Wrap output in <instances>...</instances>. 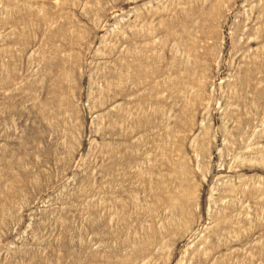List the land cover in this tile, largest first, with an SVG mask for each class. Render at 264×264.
<instances>
[{
    "label": "rangeland",
    "instance_id": "obj_1",
    "mask_svg": "<svg viewBox=\"0 0 264 264\" xmlns=\"http://www.w3.org/2000/svg\"><path fill=\"white\" fill-rule=\"evenodd\" d=\"M0 264H264V0H0Z\"/></svg>",
    "mask_w": 264,
    "mask_h": 264
}]
</instances>
